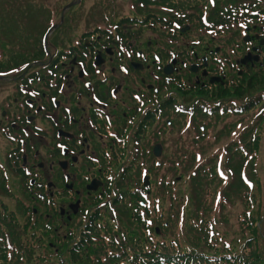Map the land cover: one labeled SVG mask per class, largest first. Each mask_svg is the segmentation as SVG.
Returning a JSON list of instances; mask_svg holds the SVG:
<instances>
[{"label":"flooded vegetation","instance_id":"obj_1","mask_svg":"<svg viewBox=\"0 0 264 264\" xmlns=\"http://www.w3.org/2000/svg\"><path fill=\"white\" fill-rule=\"evenodd\" d=\"M99 7L96 2L86 14ZM84 8L71 6L69 12L81 14ZM68 30L56 31L54 45H61ZM89 35L60 47L62 53L42 69L28 70L26 83L8 80L10 92L0 102L1 125L17 145L12 170L35 203L52 209L66 235L72 225L87 224L118 181L128 178L133 144L141 155L149 144V121L152 127L163 124L158 115L165 108L167 87L173 103L180 96L176 82L164 75L159 58L164 48L151 41L149 30L120 31L118 38L109 31ZM91 184L96 188L89 189Z\"/></svg>","mask_w":264,"mask_h":264},{"label":"trees","instance_id":"obj_2","mask_svg":"<svg viewBox=\"0 0 264 264\" xmlns=\"http://www.w3.org/2000/svg\"><path fill=\"white\" fill-rule=\"evenodd\" d=\"M150 3L173 5L174 0ZM11 57L15 60L19 55L13 52ZM213 93V98L227 100L223 103L225 114L220 115L218 107L211 116L197 110L188 134L181 133L178 157L172 146L167 148L170 170L165 166L170 175H165L158 191L157 210L143 209L141 213L142 208L132 201L116 219L92 226L93 233L80 252L63 248L48 257L43 249L53 250L45 239L46 232L39 226L19 225L16 212L0 202V264H264V185L256 165L264 134V111L260 113L264 109V70L250 73L242 85ZM232 100L241 109L239 113L231 110L235 106ZM214 103L205 99L203 104ZM203 130L213 146L201 155L198 148L204 146ZM212 135H218V143H213ZM220 156L227 179L217 171ZM176 168L180 175L177 181L172 172ZM243 170L254 181L253 189L244 183ZM220 187L217 194L228 204L221 198L217 204L211 201ZM238 205L243 213L237 225H231L234 237L225 243L228 235L223 231L220 236V228L230 218L223 212ZM176 209L177 215L173 213Z\"/></svg>","mask_w":264,"mask_h":264},{"label":"rangeland","instance_id":"obj_3","mask_svg":"<svg viewBox=\"0 0 264 264\" xmlns=\"http://www.w3.org/2000/svg\"><path fill=\"white\" fill-rule=\"evenodd\" d=\"M72 0H0V35L2 37V39L4 40V48L6 50V53H8L9 51H16L18 46H23L25 45V41L28 40L29 35L31 34H38L41 35L43 32V28L39 29L40 25L42 22L46 21V14L47 12L45 10H42L39 6H45V5H50V6H55L56 8L60 7L61 5H65L68 2H70ZM96 0H85V3L83 4L84 8V12L81 13V16H86V13H88V8H90L93 3ZM102 1V0H101ZM105 1H109V0H105ZM116 1V6L119 7V9H117V12L120 13L121 16H132L131 13L132 12H136L137 10V4H134V0H114ZM218 3L215 5V10L214 11H210L211 16L213 18H216L218 16L219 13L225 12L227 14H231V13H235L233 11V9L231 11H228V9H230L231 5L233 7H240L244 2H249L250 0H217ZM255 1H259V0H255ZM16 3L17 9L15 8L14 4L12 3ZM10 6H12V8L10 10H8L10 8ZM141 7L143 8V6L141 5ZM43 8V7H42ZM61 10V9H60ZM102 15V10L99 9V14L98 15H90V16H99L98 19L93 18V17H89L86 19H82L81 21H74L73 24L71 25V28L67 31V33H65V40L68 39L70 36H75L77 33L82 32L83 30H85V28H89L91 27L93 24H96L98 21L102 22V20L106 19L104 17H102L100 15ZM68 17V16H67ZM204 17V16H203ZM206 18L208 19V17L206 16ZM60 19V14H58V20ZM204 20V18H203ZM109 20L106 21V23H104L105 26L109 27L108 25ZM231 23V22H230ZM211 24V23H210ZM242 27L241 24H236L234 26L231 25H225L222 26L218 29H223V31L226 30H234L235 28H240ZM207 33V32H206ZM204 34V31L198 30L196 29L195 33L192 36V39H195L198 36H201ZM210 35H213L211 38L215 39V46L218 45H222L223 44V39L225 37V35H217L216 33L213 34L212 33H207ZM227 34H231V32H228ZM18 37V38H16ZM188 38H185L184 40H177V39H167L166 41L171 43L173 46H176L178 48L182 47L183 43L185 41H187ZM178 43V44H177ZM220 47V46H219ZM237 56V55H235ZM15 58V57H14ZM8 84H1L0 83V101L9 94L10 92V88L8 86H6ZM263 109H261L262 111ZM233 119V117L229 118L227 121H231ZM203 132L205 133L202 137L204 138V140L201 143H204V146H200V148H198V152L202 155V152L206 149V148H211L212 142L209 141L206 137L208 136V132H206L205 130H203ZM186 134H188V131L186 132ZM237 136H235L236 138ZM218 138V135H212L211 139L214 140L213 143H218V140H215ZM169 140H173L176 142L177 144V138L176 137H169ZM264 145V143H263ZM5 143L3 142V139H0V153H4L5 151ZM218 148H216V150L214 151V154L217 153ZM225 151H227V149H225ZM264 151V150H263ZM235 156H238L237 151L234 152ZM220 158V157H219ZM264 156H262V160H263ZM219 161V159H218ZM217 161V171H219V169L221 168V165L219 164V162ZM264 163V160H263ZM167 164V169L170 170V162H168V160H165V165ZM264 165V164H263ZM173 173H176L177 171H172ZM170 175V173L166 170V166H165V175ZM219 174V172H218ZM227 176V175H226ZM248 178V177H247ZM262 178L264 180V170H263V175ZM177 186V185H176ZM222 190V187L219 188V191L216 190L212 196H211V201L216 203V196L217 193L220 192ZM224 197L222 196V201H225L223 199ZM168 201H170V197L168 196L167 198ZM263 201H264V191H263ZM226 202V201H225ZM226 204H228V202H226ZM264 204V202H263ZM222 209L224 210V207H222ZM173 213H175L177 215V209L173 211ZM243 213V208L241 205H238L237 207L233 206L231 209H226L224 210L223 214L227 215L230 218V222L226 223V222H222L223 226H225L224 228H220V230L222 231L223 235V231L226 232V234L228 235L227 242L230 240V238H233L234 235L232 234L233 228L231 227L232 223L236 224V220L238 218L239 215H241ZM222 226V225H220ZM217 235H219L217 233ZM226 241V240H224Z\"/></svg>","mask_w":264,"mask_h":264},{"label":"water","instance_id":"obj_4","mask_svg":"<svg viewBox=\"0 0 264 264\" xmlns=\"http://www.w3.org/2000/svg\"><path fill=\"white\" fill-rule=\"evenodd\" d=\"M248 57H246L245 59H247Z\"/></svg>","mask_w":264,"mask_h":264}]
</instances>
